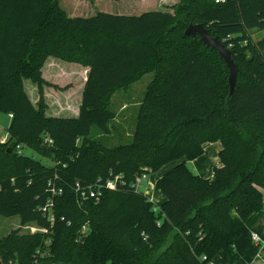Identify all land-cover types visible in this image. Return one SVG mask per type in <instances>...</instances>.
Segmentation results:
<instances>
[{"label": "trees", "instance_id": "16d2710c", "mask_svg": "<svg viewBox=\"0 0 264 264\" xmlns=\"http://www.w3.org/2000/svg\"><path fill=\"white\" fill-rule=\"evenodd\" d=\"M58 1L0 0V113L11 115L0 144V217L43 232L0 239V264H209L230 255L235 218L264 207V37L249 35L264 31V0H179L172 13L90 17H68ZM189 24L230 52L232 95L217 53L183 35ZM47 58L87 68L75 118L44 114ZM147 73L131 141L107 148L90 139L92 128L110 132L112 94ZM25 80L38 88L37 107ZM213 142L222 146L219 167L211 178L192 174L182 160ZM18 145L54 165L17 154ZM173 162L153 186L165 197L159 207L129 186ZM113 176L122 181L115 191L78 201L76 184Z\"/></svg>", "mask_w": 264, "mask_h": 264}, {"label": "rangeland", "instance_id": "374dc122", "mask_svg": "<svg viewBox=\"0 0 264 264\" xmlns=\"http://www.w3.org/2000/svg\"><path fill=\"white\" fill-rule=\"evenodd\" d=\"M179 0H59L58 5L68 17H90L96 13L112 15L139 16L149 11H163L172 13V8L178 5ZM249 35L253 41L264 37V31L251 30ZM78 64L64 62L55 58H47L41 69V78L45 84L41 89V102L44 104V114L47 117L64 118L71 114L78 115L81 93L86 73ZM43 69V70H42ZM87 69V68H86ZM227 73V70H226ZM85 75V76H84ZM227 75V74H226ZM43 76V77H42ZM152 77L151 73L143 75L140 80L131 83L128 87L115 91L109 99V109L114 113V119L109 123L110 132L102 134L95 128L90 132V139L99 141L103 146L110 148L117 145H126L131 141L138 105L145 87ZM23 89L34 107L39 103L38 88L29 80L23 81ZM9 115L0 113V144H5ZM19 146V145H18ZM11 150V149H10ZM17 154L31 156L42 165L52 166L51 159L34 155L25 147L19 146ZM187 167L192 170L188 163ZM152 178V176H151ZM148 182H150L147 176ZM144 192L150 198L151 189L146 185ZM18 230L20 235H36L43 233L34 224L21 226L17 216L0 217V239L11 231ZM43 256V254L41 255ZM46 264V263H44Z\"/></svg>", "mask_w": 264, "mask_h": 264}, {"label": "crops", "instance_id": "0c3cea01", "mask_svg": "<svg viewBox=\"0 0 264 264\" xmlns=\"http://www.w3.org/2000/svg\"><path fill=\"white\" fill-rule=\"evenodd\" d=\"M80 70L85 73L87 71L86 68H81ZM76 114H71L66 118H75L77 117ZM221 148L220 142L204 143L202 145V154L198 158L191 161L182 160V162H184L186 167L188 163L192 166V170L187 167L192 174L204 179L211 178L213 168L220 165L218 153ZM176 164L177 162L166 164L156 173L148 175L152 185L150 199L155 207H159L165 197L160 192L153 190L154 183ZM261 193L264 204V190ZM235 223L239 228L240 236L233 243V252L230 255H218L209 264H264V253L262 250L264 248V207L260 212L250 215L244 222L235 218ZM252 236L256 240H253Z\"/></svg>", "mask_w": 264, "mask_h": 264}, {"label": "built area", "instance_id": "2783aa9c", "mask_svg": "<svg viewBox=\"0 0 264 264\" xmlns=\"http://www.w3.org/2000/svg\"><path fill=\"white\" fill-rule=\"evenodd\" d=\"M215 2H218V0H216ZM9 118H11V115H9ZM0 142L2 143V142H4V140L1 139ZM44 142L51 144V140L47 137H45ZM18 148H19V146H16V150H18ZM147 176L148 175H146V174H141V175L137 176L129 186L135 192L144 194V192L146 191L144 185L149 187V189H152V185L150 182H148ZM118 185H122L121 177L120 176H113V177H110L109 179H107L104 183H100L98 180V181H96V183L88 185L84 188H81V187H79L78 184H76L74 190H75V194H76L78 201L93 200V201L97 202L100 198L102 190L115 191L118 188ZM57 193H60V190H58ZM149 201L152 203L150 198H149ZM44 210L45 209H43V211ZM48 217L50 220L52 219L49 212H48ZM252 239L256 240L254 236H252Z\"/></svg>", "mask_w": 264, "mask_h": 264}, {"label": "water", "instance_id": "95a60500", "mask_svg": "<svg viewBox=\"0 0 264 264\" xmlns=\"http://www.w3.org/2000/svg\"><path fill=\"white\" fill-rule=\"evenodd\" d=\"M183 35L185 37L198 36L201 43L211 50L215 51L228 70L227 84H228V95H232L236 82L237 68L231 59L230 52L223 47L216 38L209 36L208 32L200 24H189ZM9 151V150H7Z\"/></svg>", "mask_w": 264, "mask_h": 264}]
</instances>
